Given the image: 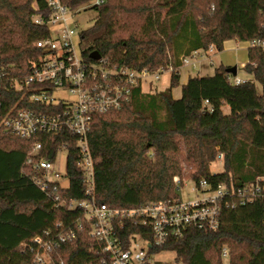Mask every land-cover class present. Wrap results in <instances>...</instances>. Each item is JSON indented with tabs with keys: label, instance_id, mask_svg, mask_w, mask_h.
Instances as JSON below:
<instances>
[{
	"label": "trees",
	"instance_id": "16d2710c",
	"mask_svg": "<svg viewBox=\"0 0 264 264\" xmlns=\"http://www.w3.org/2000/svg\"><path fill=\"white\" fill-rule=\"evenodd\" d=\"M90 1L64 3L76 9ZM34 3L0 0V264H35L28 244L56 222L77 218L84 228L77 230L73 244L53 251L55 264H103L102 244L91 236L82 211L55 207L31 178L34 143L44 144L40 157L55 160L67 142L71 186L62 195L87 198L76 137L62 132L22 138L1 127L7 114L34 106L23 90L11 87L13 79L33 71V61L42 54L37 41L50 33L47 25L34 22ZM94 9L96 21L82 35L87 60L98 51L119 66L176 69L167 88L143 91L138 86L121 108L94 115L89 146L99 203L132 208L174 200L180 196L174 183L178 175L194 182L206 179L215 188L230 176L242 184L264 174V48L254 43L264 42V0H106ZM227 40L252 43L244 68L253 80L233 83L234 69L220 65L213 75L190 77L182 96L174 98L181 57L211 45L222 50ZM224 105L230 106L229 113ZM220 153L223 169L213 173ZM162 251L175 253L174 264H264V198L223 209L218 229L192 228L182 238L153 245L150 255Z\"/></svg>",
	"mask_w": 264,
	"mask_h": 264
},
{
	"label": "built area",
	"instance_id": "2783aa9c",
	"mask_svg": "<svg viewBox=\"0 0 264 264\" xmlns=\"http://www.w3.org/2000/svg\"><path fill=\"white\" fill-rule=\"evenodd\" d=\"M43 1L44 5L39 6L35 0L37 12L33 18L36 24L50 28L49 35L37 41L42 54L33 61L34 68L29 76L11 81V87L23 90L24 97L34 106L18 107L7 114L1 127L22 138L62 132L76 137L78 166L84 171L87 198L68 199L62 195V190L71 186L67 142L58 149L56 159L51 160L40 157L44 144L36 141L30 153L31 178L51 197L55 207L82 211L84 220L90 225L91 236L102 244L103 264H153L156 260L150 255L153 245L161 246L171 239L182 238L192 228L216 230L223 209H236L264 198L262 174L242 184H237L230 176L215 188L206 179L193 181L191 192L195 197L186 201L179 196L174 200L148 201L132 208H114L99 203L95 198V163L89 146L94 115L121 108L131 100L136 87L147 91L143 86L148 84L150 90L152 83L163 73H172L176 69L171 65L156 70L119 66L102 56L87 60L83 31L78 32L71 25L82 6L71 9L64 0ZM105 1L91 0L87 4L94 8ZM247 42L251 46L252 43ZM254 43L264 48V42ZM215 50L211 45L208 51L183 56L181 66L197 69L199 57H209ZM231 81L240 84L246 80L231 76ZM62 148L67 150L63 171L58 166ZM218 160L222 162L223 153L219 154ZM174 181L179 190V177H174ZM133 226L142 230L130 232ZM83 228L80 218L68 224L56 222L28 244L33 262L55 264L53 251L63 244H73L77 230ZM223 256L227 259L226 250Z\"/></svg>",
	"mask_w": 264,
	"mask_h": 264
},
{
	"label": "rangeland",
	"instance_id": "374dc122",
	"mask_svg": "<svg viewBox=\"0 0 264 264\" xmlns=\"http://www.w3.org/2000/svg\"><path fill=\"white\" fill-rule=\"evenodd\" d=\"M164 16V15H163ZM97 17V11L94 8H91L89 4L83 5L79 12L72 18L71 20V25L77 29L78 32L85 31L89 29L90 27L93 26V24L96 21ZM245 46V44H244ZM241 57L244 58V55H247V50H242L241 51ZM210 60V59H209ZM233 67H237L238 70V76L245 77L249 80H253L252 74L248 73L241 65L240 62L238 61L237 63L232 64ZM234 76V74H233ZM171 80V73L170 72H165L162 74L161 78L159 80H155L152 83V90H163L167 86H169ZM256 88L258 93H262V85L259 82H255ZM144 89L148 90L149 86L148 84H144ZM180 90V87H175L173 89V94H177ZM223 110L225 113L230 112V106L229 105H224ZM66 156H67V150L65 148H62L59 152V164L58 166L60 169L63 171L64 166L66 164ZM223 169V163L221 161H216L215 163L212 164L211 170L213 173H219ZM179 179L181 181L179 195L180 197L186 201L188 199L194 198L195 195L193 192H191V187L193 185V181L188 179L187 177H181L179 176ZM175 183V181H174ZM176 187L177 184L175 183ZM156 260L164 262V264H174L175 263V253L171 251H162L154 256ZM224 264H229L228 260L224 261Z\"/></svg>",
	"mask_w": 264,
	"mask_h": 264
},
{
	"label": "crops",
	"instance_id": "0c3cea01",
	"mask_svg": "<svg viewBox=\"0 0 264 264\" xmlns=\"http://www.w3.org/2000/svg\"><path fill=\"white\" fill-rule=\"evenodd\" d=\"M245 49L247 50V55H244V58H242L240 53ZM248 49L249 43L247 41L227 40L224 43L222 50H215L213 53L209 54V57H199L197 69L192 68L190 65L181 66L179 69L180 83L178 85L180 87V90L177 94H173L172 90L173 97L180 98L182 96V86L187 83L190 77H194L197 75H213L215 73V69L220 65L236 68L234 76H237L242 80H249L245 77L238 76L237 67L232 66V64L239 61L240 65L243 68L245 67V65L249 61Z\"/></svg>",
	"mask_w": 264,
	"mask_h": 264
},
{
	"label": "water",
	"instance_id": "95a60500",
	"mask_svg": "<svg viewBox=\"0 0 264 264\" xmlns=\"http://www.w3.org/2000/svg\"><path fill=\"white\" fill-rule=\"evenodd\" d=\"M100 57H101V54L98 51H93L90 53V58H92L94 60H97ZM233 69H234V73H235L236 68H233Z\"/></svg>",
	"mask_w": 264,
	"mask_h": 264
}]
</instances>
